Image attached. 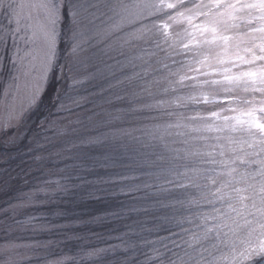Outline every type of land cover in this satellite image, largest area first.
Wrapping results in <instances>:
<instances>
[{"label": "snow or ice", "instance_id": "6c2138e0", "mask_svg": "<svg viewBox=\"0 0 264 264\" xmlns=\"http://www.w3.org/2000/svg\"><path fill=\"white\" fill-rule=\"evenodd\" d=\"M0 15L8 25L13 21L16 25L15 29L5 26L0 45L6 46L9 34L15 45V33H31L25 42L32 47L23 56L16 48L9 83L0 94V134L6 137L5 144L13 146L26 138L23 133L30 128L33 113L41 111L49 75L57 68L64 71L65 66L58 64L62 44L69 45L68 72L78 73L80 66L98 61L91 64L94 71L90 75L99 76V94H107L106 102L127 104L121 111L152 120L157 117L151 113L166 101L149 102L154 94L146 73L129 74L126 68L136 67L135 58L125 48L164 46L169 56L179 57L172 61L178 67L171 75L177 79L169 80V85L173 91L177 86L187 89L188 94L176 96V102L216 104L218 110L199 117L203 123L192 128L214 135L193 137L205 142L202 148L175 157L185 163L169 170L175 179L167 183L182 190L184 198H177L176 203L188 214L177 210L167 218L172 227L164 229L169 236L160 239L165 251L154 247L155 256L144 264H264V0H0ZM67 33L70 36L65 41ZM86 48L97 51L81 56ZM71 79L81 82L76 75ZM90 103L86 96L57 92V115L48 112L39 122L33 121L53 133L56 139L48 143L57 155L72 153L69 158L81 160L82 166L97 149L117 144L126 147L122 140L132 135L96 120L98 113L86 107ZM60 113L66 115L60 118ZM143 131L157 138L154 131ZM163 146L168 148L167 143ZM44 191L35 189L30 199L43 205L40 193ZM9 207L12 216L5 209L3 222L6 237L12 229L9 220L21 223L14 219L17 205ZM20 247L39 245H17L6 239L0 244V264H21L15 256L31 259L16 251ZM116 247L93 249L86 258L95 257L94 264H112L105 254H114ZM69 259L75 258L53 264H66Z\"/></svg>", "mask_w": 264, "mask_h": 264}, {"label": "rangeland", "instance_id": "374dc122", "mask_svg": "<svg viewBox=\"0 0 264 264\" xmlns=\"http://www.w3.org/2000/svg\"><path fill=\"white\" fill-rule=\"evenodd\" d=\"M97 23H99V21H97ZM5 26L11 29H15L16 27L14 21L11 25H8L7 19L0 15V35L3 34ZM30 35V32L26 34L23 30H21L20 32L15 33V45L13 43L12 34H9L6 46L0 45V57H2V60H0V94H2L4 87L9 83V76L12 74L11 60L16 54V48L19 47L21 49L19 55L23 56L24 53L32 47L31 44H26L25 42ZM69 36L70 33L64 35V40L67 41ZM65 48L67 49L66 53L62 56V61L60 59L61 50L59 54L60 58L58 60L59 65L65 66L64 71L61 72L59 68H57V72L55 71L57 74H55V72L50 74L48 82L51 79V76L55 74V76H57V80L59 81L57 87L58 89L60 88V93H63L64 91L69 92V90L77 92L82 88V85H84V87L88 88L89 90L91 89L90 92L78 94L86 96L88 100L93 102L87 104L86 107L88 109L94 110L95 113H98V115L94 118L96 120L107 121L116 128L124 129L125 131H128L132 134L129 137H124L122 140V143L126 145V147H119L118 144L109 145L95 150V153L97 154L96 156L102 162L109 163L110 160L113 159L114 161H120L119 163L125 162L124 166L129 168L130 164L133 165V169H135L139 175L138 179L133 180V192L136 191L143 193L154 190L157 193H161L163 198L157 200L155 204H157L159 208H163L165 213L166 209H168V214L166 213L163 221L166 222L168 217L177 214V210L187 215L188 212L181 205L176 203L177 198H184L182 195V190L177 189L172 184L167 183L168 180L175 179L169 170L172 169L174 165H182L185 163L183 160L175 159L178 153L180 156H183L185 150L194 151L198 148H202L205 142L199 139H193V137H198L201 135H214L213 133L194 132L192 131V128L198 127L203 123L199 117H208L211 111L218 110V106L216 104H207L203 101L200 103H193L191 101L177 103L175 99L176 96H186L188 94L187 89H182L177 86L176 91H173L169 85V80L174 81L177 79V77L171 75V73L176 72L178 67L172 61L178 60L179 57L169 56L168 50L164 46H162L161 49H156L153 46H140L125 48V52L130 57L135 58L133 63L136 65L134 68L131 65H128L126 70L129 72V74L132 72L146 73L145 79L148 82V87L154 94V99L149 98V102L155 103L156 101L164 100L166 101V104L159 111H153L151 113L152 116L157 117L155 120L144 119L143 116L139 114L121 111L127 108V104H121L119 101H114L115 106L108 104L105 100L107 94L105 93L104 96L99 94V76L92 78L90 75V73L94 71V69L91 67V64L98 63V61L93 60L90 64L80 66L78 73H70L66 67L68 63L67 54L69 45L66 44ZM95 51H97L96 48H86V52L81 53V56H90L92 52ZM120 59L123 60L122 57H120ZM109 63H112V61H109ZM124 63L127 65V61H124ZM165 65H168V67H165ZM100 67L103 69V65H100ZM103 70L105 73L108 71L107 69ZM73 75H76L77 80L81 82L74 83L71 79ZM165 88L169 89L168 92L164 91ZM73 91L69 93L73 95ZM54 112L55 117L57 115V108ZM76 112L81 114L82 118H85L81 109H76ZM165 112H171L172 115H165ZM64 115L66 114L60 113L59 117L63 118ZM0 116H2V109H0ZM70 118L75 119V117ZM177 123L181 124L182 126L179 128L168 127L170 124L175 125ZM144 129L154 131L157 138L153 139L152 137L145 135L143 131ZM26 130L27 128L25 129L23 135H25ZM132 137H139L140 139L137 141L132 139ZM159 137H163V140L159 139ZM47 138L51 140L56 139L51 131L42 129L39 131V133H37L34 141H32L34 143L30 150L28 152L26 150L21 154V157H27L20 159V162H28L27 165H33L37 163L39 158L40 161L41 159L47 158L46 162H40V167L44 171V173H42L43 176L39 177V174H37L35 176L34 185L31 187L28 186L27 190H23V188L12 190V185H14L15 182L11 184V181H9V183L7 180L9 179V175H12L14 172H11L12 170H10V167L8 166L0 167V171L7 170L9 173V175L6 177V180L2 183L0 182V244H3L6 239H11L12 242L17 245H39V247L34 248L20 247L16 249V251L22 255L31 257V259L21 260V256H15L17 260L21 261V264H53V262L65 258V256L62 255H55V247L57 246L55 242L60 240V238H55L56 233L53 232V228L51 226L34 225L32 223L33 219H29L30 217L34 216L36 209H40V206L48 204L46 203V199L49 198L51 194L59 191L58 189L62 187V181L60 177L56 176L57 174H60L58 167H53L56 161L64 158H66L67 164H72L79 161V159L69 158L73 156L72 153H62L61 155H57V149H53L51 145V148L47 150L46 153H39L43 151L41 148L44 146V140ZM5 139L6 137L0 134V145L7 147L13 146L11 144H5ZM185 141H187V143H185ZM208 142L212 143L213 141L210 140ZM164 143H167V149L164 148ZM32 152H37V154L34 156H29L33 154ZM31 158L34 159L33 162L29 161ZM92 158L96 161L94 156ZM52 160H54V163ZM72 160H75V162ZM147 160L148 169L144 168L146 165L141 166L136 164L137 161L144 162ZM8 161L9 158L0 156V164L5 162L7 163ZM102 168L104 171H102L101 174H106L105 167L103 165L99 167V169ZM179 170L183 171V168H180ZM3 173L6 174V172H2L1 174ZM30 173H34V171L28 172V174L20 175L18 181H20L21 184H28L31 179ZM16 179L17 177L14 179V181H16ZM37 180H39V182H37ZM18 181H16V183ZM156 184L159 186L153 187V185ZM2 187L5 189H2ZM35 189L45 190L44 192L40 193L41 199L45 201L43 205L30 199ZM59 192H61V190ZM191 192L193 195L195 194L194 189H192ZM10 193L13 194L9 196ZM10 205H17L15 209L17 214L15 215L14 219L16 221H20L21 223L15 224L9 220L8 222L12 223V229L9 233V236L6 237L3 231V222L6 220L5 209L8 210L7 216H12V209L9 207ZM137 207H141L139 202L137 203ZM145 208L153 209L151 200L147 202ZM192 211H195V209H192ZM169 247H171L170 243ZM153 256L154 255H146L144 260L146 261L149 257ZM67 257L71 258L70 256Z\"/></svg>", "mask_w": 264, "mask_h": 264}, {"label": "trees", "instance_id": "16d2710c", "mask_svg": "<svg viewBox=\"0 0 264 264\" xmlns=\"http://www.w3.org/2000/svg\"><path fill=\"white\" fill-rule=\"evenodd\" d=\"M65 47L66 44L61 45V61L63 54L66 53L67 48ZM56 72L55 74H57ZM55 74L51 76L46 87L41 111L33 113L29 121L30 128H27L24 135L26 138L22 139L16 146L0 145V156L9 158V161L0 164V167L8 166L12 170L11 172H14L9 175L7 170L0 171V182H4L7 175H9L7 181H11V184L15 182L12 185V190L22 188L27 190L28 186L34 185L37 174H39V177L43 176L44 171L40 167V162H46L47 158L41 159V161L39 158L38 162L33 165H27L28 162L21 163L20 159L27 157H21V154L26 150L27 152L30 150L34 143L32 141H34L37 133L42 130L33 121L39 122L48 112H51L54 116V111H56L54 106L55 97L60 89L57 87L59 81ZM90 90L82 85L79 91L69 90V92L73 91V95H77L78 93L90 92ZM48 140L51 139L44 140V146L41 148L43 151L39 153H46L51 148ZM32 153L29 156L37 154V152ZM96 155L93 151L83 166L81 160L77 161L78 163L72 160L75 162L72 164H67L66 158L56 161L53 167H58L60 174L56 176L60 177L62 181V187L58 190L66 188L67 191L61 190V192L56 191L51 194L46 199L48 204L36 209L33 216L35 219L32 223L53 228V232L56 233L55 238H60L55 242L57 245L55 255L75 258L74 260L70 259L66 264H94L96 258L88 259L86 253L93 249L109 246H117L114 254L111 251L105 254L106 260L111 261L112 264H119L124 260H128L129 264H144L146 255L155 256L153 253L154 247L159 248L161 252L165 251L160 239L169 236V232L164 229L172 227L169 220L163 221L166 213L168 214V209L165 213L163 208H159L155 204L157 200L163 198V195L154 190L143 193L133 192V180L139 178L138 172L133 169V165L130 164L129 168L124 166L125 162L119 163L120 161H114L113 159L109 163L102 162ZM93 156L96 161L92 158ZM33 160L31 158L29 161L33 162ZM52 161L54 163V160ZM140 162L137 161L136 164L146 165L144 168L148 169V160L144 161L145 163ZM101 165L105 167L106 174H101L104 171L103 168L99 169ZM31 171H34L35 174L30 173L29 183L21 184L18 181L19 176L28 174ZM2 172H6V174H1ZM16 177L17 183L14 181ZM122 188L123 191H121ZM2 189L5 188L2 187ZM98 189H104L105 191H98ZM11 194L13 193H10L9 196ZM149 200H151L153 209L145 208ZM138 202L141 205L140 208L137 207ZM106 212H115L117 215H106ZM97 216L102 217V220H95L94 217ZM173 230L178 231V229Z\"/></svg>", "mask_w": 264, "mask_h": 264}]
</instances>
